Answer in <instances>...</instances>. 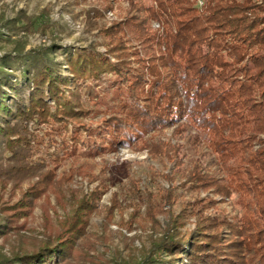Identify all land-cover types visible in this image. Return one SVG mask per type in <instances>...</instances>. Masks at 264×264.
Wrapping results in <instances>:
<instances>
[{"label": "rangeland", "instance_id": "obj_1", "mask_svg": "<svg viewBox=\"0 0 264 264\" xmlns=\"http://www.w3.org/2000/svg\"><path fill=\"white\" fill-rule=\"evenodd\" d=\"M155 6L153 0H0V58L32 52L58 70L66 54L93 51L119 68L102 69L99 79L79 86V119L25 124L30 137L18 144L24 157L0 152V221L7 224L0 225L6 234L0 233V255L58 236L68 246L60 264H135L168 226L185 233L214 224L223 238L230 225L250 223L246 235L255 222L254 230L262 225L256 191L229 185L233 156L216 153L213 132L196 114L171 127L138 126L158 102L149 69L157 71L164 50L163 26L145 10Z\"/></svg>", "mask_w": 264, "mask_h": 264}, {"label": "trees", "instance_id": "obj_2", "mask_svg": "<svg viewBox=\"0 0 264 264\" xmlns=\"http://www.w3.org/2000/svg\"><path fill=\"white\" fill-rule=\"evenodd\" d=\"M153 2L156 6L146 8V14L163 26L158 43L164 50L157 58V71L149 66L152 96L157 95L158 102L138 126L171 127L196 114L202 128L213 132L216 153L233 156L229 185L256 191L262 225L254 230L255 222L249 236L245 233L250 223L230 225L223 238L213 232L214 224L199 223L185 233L168 226L135 264H264V0ZM47 50L58 52L53 47ZM64 57L65 68L58 70L41 65L39 55L32 52L23 55L15 50L13 57L0 58V152L24 157L18 144L26 146L30 137L25 124L52 127L61 117L79 119V86L99 79L102 69L107 73L119 69L93 51ZM137 72L144 81V72ZM112 132L109 143L115 144L116 131ZM64 245L68 247L66 240L56 236L28 251L2 254L0 264H60Z\"/></svg>", "mask_w": 264, "mask_h": 264}]
</instances>
